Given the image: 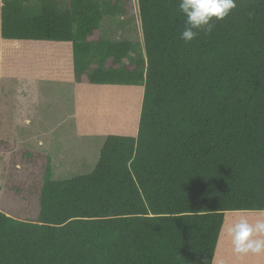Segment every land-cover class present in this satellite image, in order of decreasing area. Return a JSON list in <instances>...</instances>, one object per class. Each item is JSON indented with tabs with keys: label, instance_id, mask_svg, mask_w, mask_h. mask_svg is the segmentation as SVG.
Wrapping results in <instances>:
<instances>
[{
	"label": "trees",
	"instance_id": "16d2710c",
	"mask_svg": "<svg viewBox=\"0 0 264 264\" xmlns=\"http://www.w3.org/2000/svg\"><path fill=\"white\" fill-rule=\"evenodd\" d=\"M120 3L2 0V39L72 43L77 83L144 93L92 173L53 180L47 157L37 220L0 210V264H213L226 214L264 212V0L190 43L179 0H137L140 58L95 38Z\"/></svg>",
	"mask_w": 264,
	"mask_h": 264
},
{
	"label": "rangeland",
	"instance_id": "374dc122",
	"mask_svg": "<svg viewBox=\"0 0 264 264\" xmlns=\"http://www.w3.org/2000/svg\"><path fill=\"white\" fill-rule=\"evenodd\" d=\"M95 1L103 3L107 0ZM120 4L126 15L115 18L106 15L95 38L104 37L113 43L129 42L136 51L132 58L143 57L137 0H121ZM8 60L6 57L5 62ZM130 61L127 59L125 63ZM56 64L57 68L63 69L58 81L53 78L20 84H13L8 79L0 81V210L13 218L37 220L48 156L53 180L72 179L94 171L105 142L100 137L103 125L122 136H136L138 132L143 87L79 84L73 75V64L64 63V68L60 62ZM31 67L29 70L35 68ZM26 75L33 77L29 71ZM83 103H86L85 107ZM85 113L88 116L94 114L95 121L102 125L88 121L92 131L84 130L81 126L87 121ZM73 126L80 130L72 131ZM49 129H55V132L46 138L45 130ZM241 218L254 224L258 219H264V215L228 213L225 223L239 222ZM227 230L225 227L224 236L220 235L221 244L219 240L215 255L217 264L226 260L224 248L231 242ZM247 255H240L242 261L233 263L263 264L261 257L264 254Z\"/></svg>",
	"mask_w": 264,
	"mask_h": 264
},
{
	"label": "crops",
	"instance_id": "0c3cea01",
	"mask_svg": "<svg viewBox=\"0 0 264 264\" xmlns=\"http://www.w3.org/2000/svg\"><path fill=\"white\" fill-rule=\"evenodd\" d=\"M1 5H2V0H0V6ZM0 24H1V20H0ZM0 29H1V25H0ZM6 57L9 58L7 62H5ZM57 62H60L61 65L64 63L73 64V69H74L72 43H67V42L60 43V42H49V41H26V40L17 41V40H6L0 37V81H6V79H8L10 82H14L13 84L34 82L46 78H53L54 80L58 81L61 75L60 71H62L63 69L57 68V64H56ZM31 66H35V68L29 70V68H32ZM62 67L64 68V65H62ZM27 71L31 72L33 74V77L26 75ZM3 74L4 76H2ZM73 75L75 76L74 72ZM73 82L75 83V81ZM93 86H101V85H93ZM83 106L85 107L86 103H83ZM83 106L81 104L80 109H82ZM85 114L87 121L85 122L86 124L81 126V127H85L84 130L90 129V131H92V128H89V125L87 124L89 123L88 121H93L94 125H102L98 122V120L95 121L94 114L92 116H88L87 113ZM103 127L104 129L100 130V135H101L100 137L104 138V140L106 139V136L109 134L118 135L114 132H111L109 128L105 127L104 125ZM79 130L80 129L78 128V126H73L72 131L76 132ZM45 131H46L45 136L46 138H48L51 134L55 132V129H49ZM48 143L50 142L48 141ZM231 213L232 215H264V212H231ZM235 223L237 222L231 221V223L227 225L225 223V226L223 225L224 229L222 228L223 232L221 231L222 234L221 236L222 237L224 236L223 233L225 227L226 229H228L230 226L234 225ZM221 236L219 238L220 244H221ZM224 249L226 250L225 251L226 260H223L221 264H234L233 262L238 263L242 261L240 255L234 256L235 253L233 251V245L231 242ZM248 257L249 255H247V258ZM261 259L264 264V257H261ZM214 261L216 264L218 263L217 260H215V258ZM244 264H249V261H247Z\"/></svg>",
	"mask_w": 264,
	"mask_h": 264
},
{
	"label": "clouds",
	"instance_id": "9594fccd",
	"mask_svg": "<svg viewBox=\"0 0 264 264\" xmlns=\"http://www.w3.org/2000/svg\"><path fill=\"white\" fill-rule=\"evenodd\" d=\"M235 7L236 0H179L178 8L184 17L180 38L190 43L201 32L210 34L214 20H224ZM227 232L235 254H264V219L250 224L246 218H241Z\"/></svg>",
	"mask_w": 264,
	"mask_h": 264
}]
</instances>
